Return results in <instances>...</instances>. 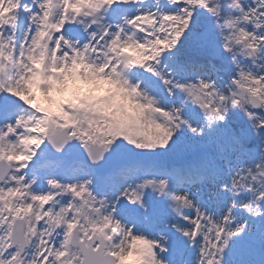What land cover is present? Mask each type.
Segmentation results:
<instances>
[{"label": "snow or ice", "instance_id": "6c2138e0", "mask_svg": "<svg viewBox=\"0 0 264 264\" xmlns=\"http://www.w3.org/2000/svg\"><path fill=\"white\" fill-rule=\"evenodd\" d=\"M0 264H264V0H0Z\"/></svg>", "mask_w": 264, "mask_h": 264}]
</instances>
